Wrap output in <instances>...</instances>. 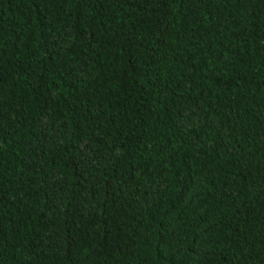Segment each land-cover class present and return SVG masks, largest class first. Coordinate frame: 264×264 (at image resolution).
<instances>
[{"label":"trees","instance_id":"trees-1","mask_svg":"<svg viewBox=\"0 0 264 264\" xmlns=\"http://www.w3.org/2000/svg\"><path fill=\"white\" fill-rule=\"evenodd\" d=\"M0 264H264V0H0Z\"/></svg>","mask_w":264,"mask_h":264}]
</instances>
